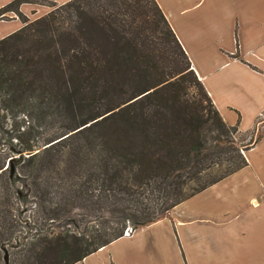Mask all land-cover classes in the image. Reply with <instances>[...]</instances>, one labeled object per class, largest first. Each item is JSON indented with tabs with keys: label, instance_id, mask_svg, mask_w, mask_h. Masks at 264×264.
<instances>
[{
	"label": "trees",
	"instance_id": "1",
	"mask_svg": "<svg viewBox=\"0 0 264 264\" xmlns=\"http://www.w3.org/2000/svg\"><path fill=\"white\" fill-rule=\"evenodd\" d=\"M29 1L0 8V264L79 262L247 165L156 0Z\"/></svg>",
	"mask_w": 264,
	"mask_h": 264
},
{
	"label": "crops",
	"instance_id": "2",
	"mask_svg": "<svg viewBox=\"0 0 264 264\" xmlns=\"http://www.w3.org/2000/svg\"><path fill=\"white\" fill-rule=\"evenodd\" d=\"M66 1L31 0L19 11L31 21ZM156 2L222 119L236 124L238 134L259 131L264 0ZM17 17L9 12L11 25L1 36L23 26ZM244 156L246 166L180 202L168 216L74 264H264V133Z\"/></svg>",
	"mask_w": 264,
	"mask_h": 264
},
{
	"label": "rangeland",
	"instance_id": "3",
	"mask_svg": "<svg viewBox=\"0 0 264 264\" xmlns=\"http://www.w3.org/2000/svg\"><path fill=\"white\" fill-rule=\"evenodd\" d=\"M7 3H9V2H7ZM23 3H25L24 5H26V2H23ZM4 5H2V6H4ZM33 5H37V4H33ZM2 6H0V8ZM52 7H54V6H50V9H52ZM30 13H31V11H30ZM8 14H9V12L6 13L5 16L2 19H0V39L4 38L5 36H7L10 33H12V32H14V31L17 30L16 29V30L10 32L9 34H5V35L1 36L2 33L6 29H8V27L11 25L10 24V21L11 20L8 19ZM17 18L22 23V20L19 17H17ZM256 126L259 127L258 128L259 131L256 130L257 131L256 133L255 132L253 133V131H251V132L244 133V134H238V133H236L234 135L235 143L238 144L241 147L243 153H245L246 150L249 149V147L252 145V143L254 142L255 138L257 137V134L262 133L264 131V113H262V115H260L257 118V120H256ZM245 147H247V148H245ZM0 153L4 156V159H5V162H4L3 166H4V168L7 167V170L9 171L10 165L7 162L8 161V158L7 157H10V156L15 157V154L13 152H11L7 147H4L1 144H0ZM12 163H13V165H15L16 161L15 162L12 161ZM213 174H215V172H213ZM168 215H169V213L166 216H168ZM131 232H132L131 229H128V233H131Z\"/></svg>",
	"mask_w": 264,
	"mask_h": 264
},
{
	"label": "water",
	"instance_id": "4",
	"mask_svg": "<svg viewBox=\"0 0 264 264\" xmlns=\"http://www.w3.org/2000/svg\"><path fill=\"white\" fill-rule=\"evenodd\" d=\"M9 165H10L9 173H10V177H12L14 175V173H15V167H14L12 161L9 162ZM4 260H5V262L8 261V255H7V253H5V255H4Z\"/></svg>",
	"mask_w": 264,
	"mask_h": 264
},
{
	"label": "built area",
	"instance_id": "5",
	"mask_svg": "<svg viewBox=\"0 0 264 264\" xmlns=\"http://www.w3.org/2000/svg\"><path fill=\"white\" fill-rule=\"evenodd\" d=\"M261 115H262V114H261ZM125 233H128V230H127Z\"/></svg>",
	"mask_w": 264,
	"mask_h": 264
}]
</instances>
